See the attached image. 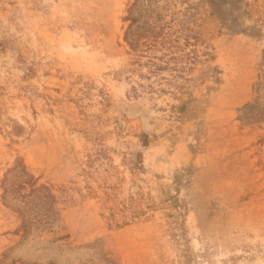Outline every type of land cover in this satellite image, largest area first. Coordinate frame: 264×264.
I'll list each match as a JSON object with an SVG mask.
<instances>
[{
	"label": "rangeland",
	"instance_id": "obj_1",
	"mask_svg": "<svg viewBox=\"0 0 264 264\" xmlns=\"http://www.w3.org/2000/svg\"><path fill=\"white\" fill-rule=\"evenodd\" d=\"M134 2L0 0V264H264V0L142 1L188 84L126 72Z\"/></svg>",
	"mask_w": 264,
	"mask_h": 264
},
{
	"label": "trees",
	"instance_id": "obj_2",
	"mask_svg": "<svg viewBox=\"0 0 264 264\" xmlns=\"http://www.w3.org/2000/svg\"><path fill=\"white\" fill-rule=\"evenodd\" d=\"M142 1L143 0H135V2L130 7V11L128 12V16L125 17L123 20H129L130 23L128 24V27L126 28L124 32V40L128 44V47L130 49V55L131 60L129 62V68L126 70L128 74H135L140 80H150L152 77L158 76L160 70L169 69L171 71H175V73L172 75L173 78H180L183 79L184 83H191L192 78L190 77L191 73H184L183 77L180 76L178 73H176V69L174 68V65L178 61L183 62V66L179 69L183 72H190L193 71L197 64L204 63L208 61V58H206L203 61L199 60V57L197 56V51L195 49L190 50L187 53H184L183 55H175L176 52H171V49L180 50V47L176 45L175 41H170L168 39V42L166 39L161 38L160 31L162 29V26L159 25V22H152L149 21L150 19H146L143 21H140V17L142 16L141 13L142 9ZM138 13V15H134V13ZM193 43H190V41H186L189 45H196L197 42H199L197 37H192ZM168 43V45H166ZM154 50L163 51L160 53V55H155ZM167 51V52H165ZM207 55V53H205ZM204 55V53L202 54ZM172 62L173 65L169 66L168 64ZM176 66V65H175ZM142 68H146V71L143 72ZM178 72V71H177ZM160 79L168 80L165 77H162ZM171 81V80H169ZM175 81V80H173ZM167 84H171V82H167ZM138 85L142 88H145L147 93H166V89H157L154 88L152 85H144L142 83H138ZM190 85V84H189ZM174 91H170L173 96H176V94H186L187 88L183 87L182 85H176L173 87ZM133 92V96H138V88L131 86L130 89ZM179 109L184 110L185 106L179 107ZM96 156L100 157H106L107 154H105L104 149L99 148L96 152ZM93 161L88 159V163L91 165ZM20 173H24L25 176H30L28 171H26L25 167L21 165L20 167ZM17 169V166L13 167L10 171H15ZM87 173V171H84ZM36 181V179H35ZM35 181L30 185L31 187L35 186ZM42 190L43 193L48 194V196L53 197L51 191L46 186H41L40 188L36 189H30L29 193L33 194L34 192H38L39 190ZM63 188H61L62 190ZM6 189L4 188V191ZM121 212V211H119ZM116 211L113 210L112 213H110L111 216V223L114 227H121L122 225L127 224L125 219H121L119 222V219L116 218ZM110 225V224H109ZM55 229H51V232H55Z\"/></svg>",
	"mask_w": 264,
	"mask_h": 264
}]
</instances>
